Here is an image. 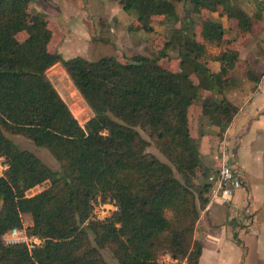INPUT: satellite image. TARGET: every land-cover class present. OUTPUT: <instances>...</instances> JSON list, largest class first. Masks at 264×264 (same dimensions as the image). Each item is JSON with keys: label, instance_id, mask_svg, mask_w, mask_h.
Instances as JSON below:
<instances>
[{"label": "trees", "instance_id": "obj_1", "mask_svg": "<svg viewBox=\"0 0 264 264\" xmlns=\"http://www.w3.org/2000/svg\"><path fill=\"white\" fill-rule=\"evenodd\" d=\"M112 1L132 20L131 33L154 32L156 20L176 33L162 52L179 49V70L139 55L125 62L65 59L49 49L54 30L34 0H0V161L8 167L0 177V264H200L203 245L194 234L211 185L197 183L207 171L190 110L205 91L223 97L205 101L204 115L226 127L239 114L224 93L240 54L214 15L235 23L239 38L253 37L263 15L250 17L233 0ZM176 3L209 17L175 29ZM210 62L220 71L212 72ZM57 65L92 110L85 125L49 78ZM12 136L46 149L58 169L22 150ZM151 146L168 163L150 153ZM109 201L118 211L98 220L96 205ZM24 216L32 220L28 235L42 244L6 246L3 235L23 228ZM105 250L115 262L105 260ZM167 255L172 262L160 263Z\"/></svg>", "mask_w": 264, "mask_h": 264}, {"label": "rangeland", "instance_id": "obj_2", "mask_svg": "<svg viewBox=\"0 0 264 264\" xmlns=\"http://www.w3.org/2000/svg\"><path fill=\"white\" fill-rule=\"evenodd\" d=\"M36 1L37 0H34V7L37 10ZM39 1L41 4V0ZM42 1L54 14L53 16L49 13L51 14L49 16V19H51V28L55 33L54 41L49 49L52 52H59L65 59L79 56L90 61H96L103 57H116L122 62H125L128 58L139 55L152 60L158 58L157 65L162 68L174 71L179 70L181 61L179 59V49L177 47H172L165 52V56H163L162 52L164 45L171 40L176 33L174 32L172 34L169 26L161 24L160 20H156L151 24L154 28V32L152 33H131L129 31V26L132 20L129 19L122 12V9L112 0H75V2L72 0H65V2L63 0ZM245 2L251 4V8L256 7V10L264 11V0H233L235 7L243 11H245L244 8L247 10L250 9V7L245 5ZM176 6L180 21L174 24L175 29L183 27L186 21L200 22L202 17H209L208 12H204L202 17L194 15L191 11V7L183 3H176ZM46 13L48 12H43L45 15ZM52 17L54 19H52ZM214 18L222 21L218 14H215ZM228 22V19L222 21L226 26V35L232 38L235 36L237 30L233 28L235 23L232 24L229 22L231 23V31L234 32L229 31ZM236 35L238 34L236 33ZM20 37L22 38L24 36ZM212 63L215 62H210L208 65L209 68ZM243 66L244 65L240 63L239 68L232 73L233 81L224 94L227 98L229 97L228 92L231 90H243L249 96L254 93V83L246 80L243 76V71H245ZM48 75L60 96L67 102L75 118L77 117L76 119L81 125H85L92 110L76 91L62 66L53 67ZM193 79L197 81L195 77ZM202 93L203 92H199L198 99L190 112L194 136L192 137L200 153L202 152L203 142H205L202 137L205 135L208 137L206 140L208 143L206 144V148L209 147L211 150L218 152L219 145L227 141L224 137V128L219 129L207 120L204 127L207 133L203 135L204 128L202 129L198 126V111L200 109L201 114L203 113L202 107L205 103L202 100ZM211 96L213 101L221 100V97L218 99L216 94H211ZM245 130V135L242 137V143L240 145V150L243 148V154L242 151H240L238 157H236V150V156L233 157L235 155V150L231 147L232 144L229 146L230 149H228L227 145L228 155L230 156L229 161L234 158L233 160L237 162L252 179H255L256 173H260L262 170L261 168L264 166V125L248 124ZM11 138L22 150L33 152L50 168L55 170L58 169L57 162L46 149L38 148L31 141L20 136H12ZM148 151L156 155L162 162L168 163V160L154 146H151ZM244 152H249L248 158H243ZM244 159H246V161ZM200 161L203 166L204 156ZM226 162L228 161L226 160ZM259 178L260 177H258V179ZM44 188H46V185L33 190L30 195H35ZM240 214H242V212H240ZM240 214L238 216L239 219H235L233 224L234 238H236L238 242L240 239H238L235 231L238 230L237 233H240L242 230ZM23 221L24 227H28L32 224V220L29 216H24ZM229 233V243L234 244V247L231 246L228 249L229 252H233V248L235 252H239L241 247L233 240L232 232L229 231ZM246 234L251 235V233L248 232H246ZM102 255L107 262H115L109 250L102 251ZM262 263L264 264V260H262ZM204 264H206L205 261ZM214 264L219 263L216 260Z\"/></svg>", "mask_w": 264, "mask_h": 264}, {"label": "crops", "instance_id": "obj_3", "mask_svg": "<svg viewBox=\"0 0 264 264\" xmlns=\"http://www.w3.org/2000/svg\"><path fill=\"white\" fill-rule=\"evenodd\" d=\"M63 1L65 2V0ZM36 4L38 12L43 13L47 11L48 13H46V15L48 17L51 14L54 16L53 11L48 8L42 0L41 4L39 0L36 1ZM245 5L250 7L249 10L244 8L245 12L250 17L258 13L263 15L262 20L256 24L255 35L253 37L239 38L238 35H236L237 32H235V36L230 38L226 35V26L224 23L223 26L226 39L231 40L233 48L240 54V63L244 65L243 67L245 69V71H243V76L246 80L254 83V93L249 96L243 90H231L228 92V99L239 108V114L235 120L226 127L221 125V122L217 118L206 116L203 113L201 114L200 109L198 111V126L203 129L208 120L213 126L219 129L224 128V137L225 140L227 139L228 141L219 145L218 152L211 150L209 147L206 148V144H208L206 140L208 137L205 133H207V130L206 128L203 129L202 134L205 136H203L202 139L205 140V142H203L200 160L204 156L203 168L205 170L207 169V175L199 177L197 183L200 186L211 185V190L205 194L206 198L209 200V204L201 210V217L194 234V240L203 245V255L200 264H204V261L206 264H214L216 260L219 264H263L262 260H264V182H262L264 181V166L261 168L262 170L260 169V173H256L255 179H252V177L233 160L234 158L229 161L230 156L227 150V145L228 149H230L229 146L232 144L231 147L235 150V155L233 157L236 156V150V157H238L240 151H242L243 154V148L240 150V145L242 143V137L245 135L246 125H264V11L256 10V7L251 8V4L247 2H245ZM52 19L54 18L52 17ZM224 19L226 20L227 18L223 17L222 21ZM230 26L231 23L228 22L229 31L232 30ZM233 28L236 30V25H233ZM57 66H55V68ZM210 69L212 72L217 73L220 71V64L212 63ZM228 89L229 87L226 90ZM202 92V100L204 102L213 101L211 94H216L218 99H220V97L222 99L223 97V95L217 92ZM92 116L93 113L89 115L87 121L92 118ZM190 128L193 136L192 119H190ZM248 155L249 152H244L243 158H248ZM226 160L228 162H235L241 169L244 177L243 189L235 196L232 204L228 206L212 199L211 196V192L218 182L219 171ZM244 160L246 161V159ZM258 177L260 178L258 179ZM248 205L253 209L257 219L255 225L256 234L248 235L243 232V230L237 233L238 230H236L237 237L240 239V243H237L234 238L233 224L235 219H239L238 216L240 212ZM229 231L232 232L235 243L241 247L239 252H235L234 248L231 253L228 250L231 246L234 247V244L229 243Z\"/></svg>", "mask_w": 264, "mask_h": 264}, {"label": "built area", "instance_id": "obj_4", "mask_svg": "<svg viewBox=\"0 0 264 264\" xmlns=\"http://www.w3.org/2000/svg\"><path fill=\"white\" fill-rule=\"evenodd\" d=\"M8 167L4 166L0 161V177L4 176ZM244 177L241 169L235 162H224L219 174L218 182L211 192L212 199L221 202L224 205H231L235 196L243 189ZM118 211L115 202L102 203L96 205L95 217L98 220L107 219L112 213ZM241 228L243 232L256 234L255 225L257 222L253 209L248 205L242 214H240ZM2 240L6 246L26 245L29 250L34 249L42 244V240L38 237H30L27 228H14L10 232L3 235ZM170 256H164L160 259V263H171Z\"/></svg>", "mask_w": 264, "mask_h": 264}]
</instances>
